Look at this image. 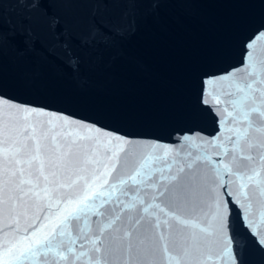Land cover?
<instances>
[{
    "label": "snow or ice",
    "instance_id": "6c2138e0",
    "mask_svg": "<svg viewBox=\"0 0 264 264\" xmlns=\"http://www.w3.org/2000/svg\"><path fill=\"white\" fill-rule=\"evenodd\" d=\"M32 7L73 65L74 44L134 30L101 14L74 34L50 0ZM206 85L219 131L180 148L0 96V264H247V252L264 254V26L241 66Z\"/></svg>",
    "mask_w": 264,
    "mask_h": 264
},
{
    "label": "water",
    "instance_id": "95a60500",
    "mask_svg": "<svg viewBox=\"0 0 264 264\" xmlns=\"http://www.w3.org/2000/svg\"><path fill=\"white\" fill-rule=\"evenodd\" d=\"M34 2L0 0V96L134 143L176 148L185 136L217 134L206 80L239 68L245 42L264 26V0H108L104 7L77 0L71 8L50 0L74 34H86L101 14L126 17L134 26L107 44H74L73 65L62 42L36 22ZM26 39L30 48L21 44ZM202 96L208 104H201ZM233 224L239 226L238 217ZM239 231L243 241L247 234ZM245 260L264 264V254L251 250Z\"/></svg>",
    "mask_w": 264,
    "mask_h": 264
}]
</instances>
